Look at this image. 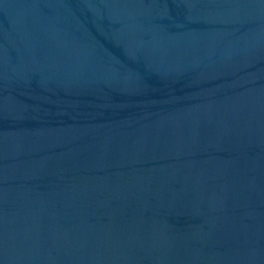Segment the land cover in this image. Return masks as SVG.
I'll list each match as a JSON object with an SVG mask.
<instances>
[{
  "label": "water",
  "instance_id": "95a60500",
  "mask_svg": "<svg viewBox=\"0 0 264 264\" xmlns=\"http://www.w3.org/2000/svg\"><path fill=\"white\" fill-rule=\"evenodd\" d=\"M0 264H264V0H0Z\"/></svg>",
  "mask_w": 264,
  "mask_h": 264
}]
</instances>
